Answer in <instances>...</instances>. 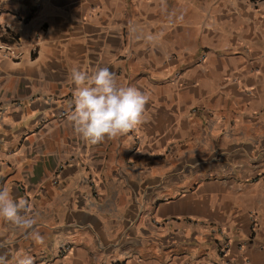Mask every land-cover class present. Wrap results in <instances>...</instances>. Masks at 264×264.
Returning a JSON list of instances; mask_svg holds the SVG:
<instances>
[{"label":"crops","instance_id":"1","mask_svg":"<svg viewBox=\"0 0 264 264\" xmlns=\"http://www.w3.org/2000/svg\"><path fill=\"white\" fill-rule=\"evenodd\" d=\"M6 31L0 188L36 217L0 219L7 264H264V0H0ZM98 67L148 99L92 143L70 75Z\"/></svg>","mask_w":264,"mask_h":264},{"label":"clouds","instance_id":"2","mask_svg":"<svg viewBox=\"0 0 264 264\" xmlns=\"http://www.w3.org/2000/svg\"><path fill=\"white\" fill-rule=\"evenodd\" d=\"M74 83L72 110L67 119L74 131L85 142L97 143L134 129L142 122L147 95L134 86H121L108 67H98L89 72L73 69ZM25 199H13L7 188H0V219L15 230L33 228L36 217L29 215ZM4 244L0 243V247ZM0 264H7V257L0 253ZM17 264H32L30 257H23Z\"/></svg>","mask_w":264,"mask_h":264},{"label":"built area","instance_id":"3","mask_svg":"<svg viewBox=\"0 0 264 264\" xmlns=\"http://www.w3.org/2000/svg\"><path fill=\"white\" fill-rule=\"evenodd\" d=\"M7 33V39L6 40H0V54L3 56L11 57V58H19L23 55L22 49L24 46L23 40L14 35L11 32L6 31ZM35 48V46H34ZM254 224L258 225L257 218H254ZM213 230H217L213 227ZM227 242L223 241L221 244L220 250L225 252L227 249Z\"/></svg>","mask_w":264,"mask_h":264}]
</instances>
